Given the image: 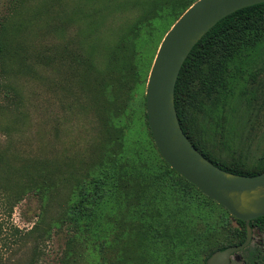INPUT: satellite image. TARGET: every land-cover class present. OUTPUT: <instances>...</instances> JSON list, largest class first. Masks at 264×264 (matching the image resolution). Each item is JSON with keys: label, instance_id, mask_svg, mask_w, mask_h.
Wrapping results in <instances>:
<instances>
[{"label": "rangeland", "instance_id": "obj_1", "mask_svg": "<svg viewBox=\"0 0 264 264\" xmlns=\"http://www.w3.org/2000/svg\"><path fill=\"white\" fill-rule=\"evenodd\" d=\"M188 1L0 0L3 264H203L210 250L236 240L234 220L216 203L194 201L163 167L147 127L145 88L172 26L169 7ZM149 7L151 25L130 34ZM238 62L223 107L191 108L187 121L223 163L252 166L264 155V46L241 71ZM102 167L114 172L101 210L94 221L73 215ZM176 213L186 226L163 232ZM191 223L213 229L191 242ZM14 228L30 231L26 243H14ZM252 238L264 245V233Z\"/></svg>", "mask_w": 264, "mask_h": 264}, {"label": "trees", "instance_id": "obj_2", "mask_svg": "<svg viewBox=\"0 0 264 264\" xmlns=\"http://www.w3.org/2000/svg\"><path fill=\"white\" fill-rule=\"evenodd\" d=\"M197 0H190L180 6L172 5L169 7L168 17L172 21V24L181 16V14ZM152 10L149 7L147 12L142 14L131 27L130 34L143 30V27L151 25ZM158 13L155 11V14ZM264 46V3L256 4L238 10L222 20H220L215 26H213L192 48L189 55L185 59L174 89V105L177 113L178 121L183 133L187 136L188 140L197 149V151L206 158L209 162L219 167L220 169L246 176H255L264 173V155L252 166H246L242 162H234L230 164L223 163L219 158L212 155L211 152L206 150L201 141L197 140L194 136V132L190 128L187 121V113L190 109H200L217 111L219 108L227 102L229 96L232 95V87L237 80V73L233 72V67L236 66L238 60L239 66L237 67L241 71L242 64L246 61V57L251 56ZM0 50H2L0 46ZM244 59V61H243ZM238 71V72H239ZM193 113H196L193 111ZM146 117V115H145ZM148 127V125H147ZM156 149V147H155ZM157 154L160 156L158 150ZM163 163V167L168 169L172 174L178 177L177 181L183 189L191 192L194 201H199L203 197L206 201L215 203L211 199L203 195L195 186L187 182L173 169H171L165 161L160 158ZM103 176L94 178L90 183V188H81L78 193V198L70 208L73 209V215L81 217H96L99 212L100 205L103 199L108 196L110 174H113V170L102 167ZM185 193V192H183ZM198 194V196L195 195ZM16 197V202H19L21 198L20 194ZM201 196V197H200ZM223 210L224 218H230L234 220L238 228L236 229L235 241L228 243L224 246L212 249L206 255L203 264L206 259L215 251L226 249L229 246L241 244L246 237V229L244 222L233 218L227 210L219 206ZM226 214V215H225ZM180 214L176 213L171 217V224H160L163 228V232L173 229L177 233L179 229L186 226V221L182 219ZM250 227L253 231L264 233V216L256 218L250 221ZM197 228L193 227L192 223L189 227V235L191 242H199L206 238L213 229L212 224L206 225L204 231H197ZM2 227L0 226V233ZM18 228L12 230V236L15 237L14 243L17 244L26 243L30 231L23 232L21 234ZM32 231V230H31ZM161 233V232H159ZM253 240V238L251 239ZM119 239L114 243L117 244ZM5 245H7L5 243ZM125 251V250H124ZM34 254L32 259L37 260L40 256L38 247L35 246L33 250ZM241 256L240 261L233 262L232 264H264V245L251 243L242 251L238 253ZM74 261V260H73ZM2 257H0V264H3ZM65 264V262L63 263ZM191 264V261L187 259V263Z\"/></svg>", "mask_w": 264, "mask_h": 264}, {"label": "water", "instance_id": "obj_3", "mask_svg": "<svg viewBox=\"0 0 264 264\" xmlns=\"http://www.w3.org/2000/svg\"><path fill=\"white\" fill-rule=\"evenodd\" d=\"M264 0H197L165 33L157 49L145 88L147 125L161 158L203 195L245 224V240L213 252L205 264H232L251 242L250 221L264 216V173L237 175L220 169L183 133L174 105L180 69L197 42L220 20Z\"/></svg>", "mask_w": 264, "mask_h": 264}]
</instances>
